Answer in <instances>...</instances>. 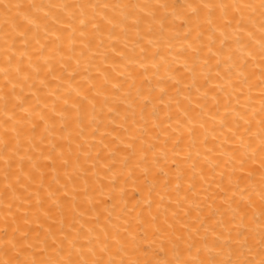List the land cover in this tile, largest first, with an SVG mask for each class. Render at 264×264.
<instances>
[{
    "label": "bare ground",
    "instance_id": "obj_1",
    "mask_svg": "<svg viewBox=\"0 0 264 264\" xmlns=\"http://www.w3.org/2000/svg\"><path fill=\"white\" fill-rule=\"evenodd\" d=\"M260 5L0 0V264H260Z\"/></svg>",
    "mask_w": 264,
    "mask_h": 264
},
{
    "label": "snow or ice",
    "instance_id": "obj_2",
    "mask_svg": "<svg viewBox=\"0 0 264 264\" xmlns=\"http://www.w3.org/2000/svg\"><path fill=\"white\" fill-rule=\"evenodd\" d=\"M260 7L262 9H264V0H261ZM262 144H264V141H262ZM261 150L264 151V148H262ZM68 264H73V262L72 261H68ZM93 264H102V261H94ZM249 264H256V262L255 261H250ZM260 264H264V260H261Z\"/></svg>",
    "mask_w": 264,
    "mask_h": 264
}]
</instances>
